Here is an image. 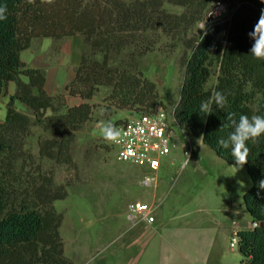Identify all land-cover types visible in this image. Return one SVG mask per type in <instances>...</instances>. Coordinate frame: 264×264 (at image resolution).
Wrapping results in <instances>:
<instances>
[{"label": "trees", "instance_id": "1", "mask_svg": "<svg viewBox=\"0 0 264 264\" xmlns=\"http://www.w3.org/2000/svg\"><path fill=\"white\" fill-rule=\"evenodd\" d=\"M216 1L53 0L47 4L42 0H0V6L7 9V19L0 21V98L8 95L9 82L15 84L0 122V264H74L64 255L59 234L63 216L52 205L67 197L65 186H55L50 179L36 185L29 176L22 187L15 171L30 128L37 126L43 134H55L50 139L40 138L39 157L71 164L69 146L90 118L91 99L99 88H109L105 99L117 109L138 110L134 114L156 111L163 104L156 85L137 64L152 48L149 33L166 24L175 25L174 19L192 25L202 20ZM163 2L186 7L189 13L179 18L167 15L159 11ZM262 9L260 0H237L227 20L200 31L189 46L179 99L172 111L180 129L228 165H235L231 149L218 141L227 139L232 131L231 120L242 114L264 116V61L249 54L252 41L247 35ZM75 35L82 37L90 54L82 50L75 75L65 86L67 94L80 102L66 106L63 94H47L44 72L26 66L20 52L34 38L60 40ZM122 55L126 59H119ZM213 76L215 80L208 86ZM217 91L226 103L223 108L213 105L212 113L205 116L201 104ZM16 102L32 116L18 110ZM56 107L65 110L46 114ZM247 147L243 167L250 186L242 201L255 225L238 231L239 264H264V135L247 142Z\"/></svg>", "mask_w": 264, "mask_h": 264}, {"label": "rangeland", "instance_id": "2", "mask_svg": "<svg viewBox=\"0 0 264 264\" xmlns=\"http://www.w3.org/2000/svg\"><path fill=\"white\" fill-rule=\"evenodd\" d=\"M218 1L226 5L224 20H227L237 0ZM159 11L176 18L189 13L188 8L168 2H163ZM174 20L175 25L166 24L149 33L152 48L137 60L138 68L156 85L163 103L156 111L161 109L168 114L172 113L179 99L189 46L207 27L206 16L192 25ZM51 41L52 46L47 48ZM66 41L72 39L34 38L31 49L36 50L35 53L28 48L20 52V59L23 61L26 55L27 64L41 69L43 53L40 52L47 51L49 64L54 68L60 52L58 45ZM83 52L89 55L90 48L83 45ZM119 59L126 58L122 55ZM68 62L64 59L60 67H66ZM214 80L213 76L208 86ZM108 94L109 88L102 87L91 99L92 114L69 146L71 164L39 157L40 138L50 139L55 134H43L37 126L30 128L23 140L24 154L15 163L22 187H26L29 176L35 179L36 185L50 179L55 186H65L67 197L54 201L52 205L63 216L59 234L64 255L74 264H198L201 261L193 255L201 248L204 238L202 235L189 237L183 226L193 222L215 226L212 219L231 225L234 222L237 226L250 223L242 201L243 193L250 186L245 168L228 165L186 130L178 128L169 154L162 159L161 173L155 183L157 187L154 189V184L145 187L142 180L146 169L119 162L110 141H106L101 133V126L106 122L119 125L138 110L117 109L106 101ZM70 99L72 102L66 106L80 102L76 97L70 96ZM7 100L8 95L0 98V121L5 117ZM15 105L32 116L31 111L19 102ZM64 110L65 107H56L47 110L46 114ZM183 145L191 153L189 158L182 151ZM136 202L156 206L154 224L143 227L145 224L141 221L129 219L128 206ZM232 209L234 212L230 213ZM229 238L225 241L226 255L233 264H239L238 248L230 251Z\"/></svg>", "mask_w": 264, "mask_h": 264}, {"label": "built area", "instance_id": "3", "mask_svg": "<svg viewBox=\"0 0 264 264\" xmlns=\"http://www.w3.org/2000/svg\"><path fill=\"white\" fill-rule=\"evenodd\" d=\"M226 12V5L221 1L216 2L206 15V25L222 23ZM116 128L121 132L122 138L119 142H110V144L117 160L145 168L142 184L145 187L155 184L162 159L169 154L171 141L176 138L174 132L179 128L173 114H168L161 109L152 113L134 114ZM182 151L189 158L191 153L187 152L185 145ZM155 208L154 205L136 202L128 206V217L131 221L139 220L151 225L154 222ZM239 230L232 222V232L229 238L230 250L238 248Z\"/></svg>", "mask_w": 264, "mask_h": 264}, {"label": "crops", "instance_id": "4", "mask_svg": "<svg viewBox=\"0 0 264 264\" xmlns=\"http://www.w3.org/2000/svg\"><path fill=\"white\" fill-rule=\"evenodd\" d=\"M71 39H72L71 42L66 41L68 43L66 47L65 45L67 43H64L63 45L62 43H60L59 45L57 44L60 52L58 56L56 57L58 63L56 64V67L54 68L49 64L48 59H50L49 58L50 56L47 53V51L40 52V53H43V55L41 56V62H40L41 67L40 68L43 69L44 75H45V85H44L45 91L50 96H54L57 94H63L66 97V103L68 105L72 101L70 99V96L67 94L65 90V86L67 85L68 82H70L73 79L74 71L79 64L80 56L83 50V41H82L81 36L75 35V36L68 38V40H71ZM33 40L34 39H32L30 42V46L28 47L29 49H31ZM49 45L52 46V41L47 44V48L49 47ZM47 48L45 50H47ZM32 51H34L35 53L36 50H32ZM24 57L25 58L22 62L26 66L31 67L29 64L25 62L27 61V56L25 55ZM64 59L69 62L66 63V67H60V64H61L60 62L64 61ZM63 71H65V73H63ZM12 83L13 82H9L7 84V94L8 95L13 94L15 91V89L13 88L14 83L13 84ZM20 111H23V110H20ZM160 173L161 171L159 169V171L157 172V176ZM156 187L157 185L155 186L154 184V189ZM153 198H154V194H153ZM233 212L234 210L232 209L230 213H233ZM212 221H213V225L215 226H211V225L202 226L201 224H198L195 222H193L192 224L188 223L183 226V229L187 230V231H184L186 232L185 234L188 235L189 237L196 238L197 235H202V238H204V241H203L204 243L201 244V248L197 252H194L193 258L199 259V261H201L198 264H233V262L230 261V259L227 257L226 255L227 251L225 250V241H228V238L231 235L232 225L231 223H227L225 221L214 220V219H212ZM249 221L250 223L239 224V226L237 227L240 230L253 228L255 224H253L250 216H249ZM155 222H156V216L154 215L153 224ZM146 226H150V225H147V224L143 225V227H146ZM240 261H241V256H240Z\"/></svg>", "mask_w": 264, "mask_h": 264}, {"label": "clouds", "instance_id": "5", "mask_svg": "<svg viewBox=\"0 0 264 264\" xmlns=\"http://www.w3.org/2000/svg\"><path fill=\"white\" fill-rule=\"evenodd\" d=\"M32 3L33 0H28ZM42 2L51 4L53 0H42ZM264 4V0H260ZM7 9L5 6H0V21L7 19ZM252 41L249 54L255 60L264 61V9L261 10V16L253 29L247 33ZM226 103L224 95L217 91L214 96L201 104L200 111L205 113V116L212 113L213 105L217 108H223ZM232 131L228 134L227 139L218 141L225 149H231V155L235 162V167L239 168L244 165L247 160L248 147L247 142H255L259 137L264 135V116L253 115L249 118L247 115H240L239 119H232ZM101 133L106 141L119 142L122 138L121 132L110 121L101 126Z\"/></svg>", "mask_w": 264, "mask_h": 264}]
</instances>
